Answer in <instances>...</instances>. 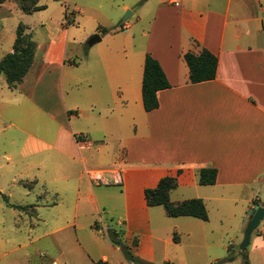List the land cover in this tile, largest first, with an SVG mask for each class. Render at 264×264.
<instances>
[{"label": "crops", "instance_id": "obj_1", "mask_svg": "<svg viewBox=\"0 0 264 264\" xmlns=\"http://www.w3.org/2000/svg\"><path fill=\"white\" fill-rule=\"evenodd\" d=\"M142 2L141 12L121 6L131 12L128 17L135 16V23L122 25L123 33L133 30L132 38L120 36L124 34L115 27L103 35L106 29L99 27L93 35L100 41L87 42L83 57L76 48V59H71L69 31L52 33L41 55L42 46L36 43L23 81L14 89L0 87V134L13 128L22 134L16 150L0 154V227L4 229L7 216L15 221L23 212L8 206L3 196L9 204L27 207L11 201L16 181L27 187L23 177L50 166L67 185L64 189L74 194L76 221L79 211H89L93 228L100 206H120L122 241L138 260L192 264L197 245L203 244L205 264H224L225 205L240 206L230 220L242 221L241 238L248 210L264 208V20L257 14L264 11V0ZM146 15L148 25L140 26ZM60 26L57 23L56 31ZM26 31L30 33L28 27ZM13 43L0 53V60L13 51ZM202 49L216 56V77L191 83L184 54ZM146 54L158 61L170 84L157 92L158 108L149 112L142 103ZM202 168L217 170L213 185L198 184ZM166 176L177 179L170 197L182 191L172 202L202 199L207 221L168 217L172 224L167 226L164 208L147 206L144 191ZM187 192L194 195H183ZM209 204L217 208L218 224L212 222ZM156 207L163 212L154 211ZM152 214L158 220L154 226ZM261 224L260 235H251L243 255L249 264H264V218ZM0 237L1 250L5 238ZM114 249L120 251L112 243L102 247L100 259L109 262Z\"/></svg>", "mask_w": 264, "mask_h": 264}, {"label": "rangeland", "instance_id": "obj_2", "mask_svg": "<svg viewBox=\"0 0 264 264\" xmlns=\"http://www.w3.org/2000/svg\"><path fill=\"white\" fill-rule=\"evenodd\" d=\"M143 0H39V5H44L45 9L37 11L33 14H26L21 10V0H6L0 4V53L6 51L13 43L15 31L19 24L28 27V32L32 34L36 43L42 46L38 54L41 55L47 49L50 43L49 35L58 33L61 35L64 30L65 35L69 39L67 57L76 59L73 52L79 48L78 57H83L87 52V42L93 36V33L99 27L106 29L101 32L106 35L111 27H115L118 34L127 38H132L133 30H127L123 33V24L126 22L135 23V16L124 18L127 11H122L123 4L129 5V10H143ZM29 5L31 2L26 1ZM66 4L70 12L66 16ZM264 8V3H262ZM146 8V7H145ZM258 16L264 20L262 16L264 11L257 12ZM150 21L149 16L143 19L140 26H147ZM64 22V23H63ZM57 23L60 30L56 31ZM137 28H139L137 26ZM62 30V31H61ZM94 31V32H93ZM64 36H62V39ZM107 38V37H106ZM78 43L73 42L75 40ZM140 38L134 40V43L140 42ZM72 56V57H71ZM6 81L0 76V87H5ZM57 88V86H56ZM55 88V90H56ZM57 92V91H56ZM21 132L17 129H7L0 134V154L4 150L9 151L19 147ZM14 137L15 143L10 144L9 138ZM30 176L23 177L22 180L27 183L24 187L16 181L14 197L11 201L15 204L27 205L26 210L16 217L7 216L4 219V229L0 227V236L5 238L4 247L0 250V264H94V261L100 259L102 247L109 248L111 243L107 236V228L120 233V229L124 226L118 224L120 219V206H100L99 213L96 214V222L93 228L88 225L90 219L89 211L84 214L79 211L77 221L73 217V196L71 189L66 188L58 175L54 174V169L50 166L46 169H32ZM38 179V180H37ZM34 180L36 182H34ZM23 182V183H24ZM103 188L107 186L101 185ZM62 191V192H61ZM60 192V193H58ZM180 192L171 195L170 200L176 201L180 199ZM73 195V196H72ZM185 196H192L194 193H183ZM184 196V197H185ZM3 199L0 194V205ZM0 206V207H1ZM32 206V207H31ZM230 207L225 205V223H224V249L222 255L228 257L232 255L234 261H225L224 264H244L243 255L246 256L249 247L245 250L241 249L243 237L241 238L242 221L233 222L232 211L240 213V206L233 205ZM154 211L160 210L162 207H156ZM212 222L218 224L216 219L217 208L209 204ZM165 225L172 223L167 215L163 217ZM229 218V220H228ZM195 222V219H189ZM156 217L151 215L152 225L157 224ZM82 225L84 229H76L72 225ZM195 232H200L198 227L193 226ZM262 224L253 232L252 238H257L262 231ZM184 236L180 233L178 237ZM2 238V237H0ZM200 243V240L197 241ZM187 243V242H186ZM195 249V259L192 264H205L206 254L203 244H198ZM111 252V251H110ZM109 252V262L111 264H128L122 251ZM220 253V250H219ZM228 255V256H227ZM190 259V258H189Z\"/></svg>", "mask_w": 264, "mask_h": 264}, {"label": "trees", "instance_id": "obj_3", "mask_svg": "<svg viewBox=\"0 0 264 264\" xmlns=\"http://www.w3.org/2000/svg\"><path fill=\"white\" fill-rule=\"evenodd\" d=\"M6 0H0V4ZM21 10L26 14L45 9L44 5H38L39 0H21ZM24 24H19L15 31V40L12 52L5 54L0 60V76H4L8 88L14 89L20 84L28 74L36 53V42L30 33L26 31ZM184 60L189 69V81L199 83L213 80L216 77L218 60L215 55L206 49L199 53L187 52ZM170 87L165 74L157 60L149 54L145 55L143 77H142V103L145 111L149 112L158 108L157 92ZM217 170L215 168H202L198 172L199 185H213L216 182ZM26 185V184H25ZM177 187L176 177L166 176L160 179L156 187L144 191L146 204L149 207L162 206L168 217H193L203 221L208 220V213L205 203L200 198L186 199L178 203L170 200V193ZM6 204L19 211L26 210L27 207L9 204L3 196ZM32 207V206H31ZM107 228V236L110 242L123 252L125 258L133 264H148L135 258L128 246L122 241V231L120 233ZM121 230V229H120ZM174 241L177 237L173 236ZM134 244L136 242L134 241ZM233 257L228 256L224 261H232ZM94 264H111L101 259L94 261ZM244 264H249L245 258Z\"/></svg>", "mask_w": 264, "mask_h": 264}, {"label": "water", "instance_id": "obj_4", "mask_svg": "<svg viewBox=\"0 0 264 264\" xmlns=\"http://www.w3.org/2000/svg\"><path fill=\"white\" fill-rule=\"evenodd\" d=\"M131 14V12H127L125 19ZM100 37L98 35H93L89 43L93 44L95 42H99ZM264 218V208L260 207L259 205H255L252 209L248 210L247 216L245 218L246 227L243 235V241L241 244V249L245 250L246 247L249 245L250 237L252 233L259 227L260 223Z\"/></svg>", "mask_w": 264, "mask_h": 264}, {"label": "built area", "instance_id": "obj_5", "mask_svg": "<svg viewBox=\"0 0 264 264\" xmlns=\"http://www.w3.org/2000/svg\"><path fill=\"white\" fill-rule=\"evenodd\" d=\"M69 15H70V12L66 10V16H69ZM120 182H121V179L119 178L116 183H120Z\"/></svg>", "mask_w": 264, "mask_h": 264}]
</instances>
